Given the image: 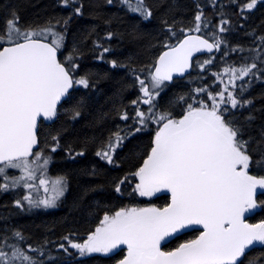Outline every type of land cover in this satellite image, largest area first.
I'll return each instance as SVG.
<instances>
[{
  "label": "snow or ice",
  "instance_id": "snow-or-ice-1",
  "mask_svg": "<svg viewBox=\"0 0 264 264\" xmlns=\"http://www.w3.org/2000/svg\"><path fill=\"white\" fill-rule=\"evenodd\" d=\"M118 3L143 21L154 18L148 0ZM209 6L215 21L206 15ZM53 8L67 12L25 21L18 6L0 5V194H11V206L0 205L6 209L0 213V264H83L95 254L111 259L117 250L123 254L114 264H264V251L249 256L264 248V219L250 223L247 216L264 209V90L251 94L255 85L264 86V30L248 27L264 0H197L190 21L177 19L170 6L171 19L161 18L160 36L149 46L156 52L146 63L108 59L111 46L93 39L92 48L99 49L94 59L123 69L127 79L109 98L110 108L89 122L97 131L77 147L62 143L66 124L91 109L90 96L77 93L99 91L98 81L110 72L80 74L87 52L80 40L68 44L74 18L84 16V0H54ZM241 30L250 40L233 43ZM95 32L93 25L84 39ZM117 34L106 31L104 38ZM186 78L195 86L170 91ZM129 89L136 95L126 100ZM61 116L65 124L42 139V125ZM58 149L70 160L91 152L112 168L126 159L129 169L110 181L117 200L161 192L169 199L159 206H102L97 200L95 209L87 206L94 227L84 235L70 230L55 241H36L12 219L66 199L68 173L53 177L49 171ZM104 170L93 163L83 171L100 177ZM104 187L89 185L74 207H84V198ZM188 232L195 234L166 247Z\"/></svg>",
  "mask_w": 264,
  "mask_h": 264
},
{
  "label": "trees",
  "instance_id": "trees-1",
  "mask_svg": "<svg viewBox=\"0 0 264 264\" xmlns=\"http://www.w3.org/2000/svg\"><path fill=\"white\" fill-rule=\"evenodd\" d=\"M153 6L154 18L149 21H143L138 16L128 13L123 9L118 0L113 5L109 6L105 4V0H84L85 9L84 16L74 18L70 27V34L68 36V44L71 45L74 39L81 41V47L87 52L86 56L80 61V74L94 73V72H110V78L100 79L97 84V90L80 89L77 95L88 94L90 96L91 109L87 112L83 119L75 123L66 124L67 132L64 134L63 141L70 143L73 147L79 146L86 136L93 135L97 130L89 126V122L99 111H107L110 108L109 98L120 87V81L122 78L127 79L126 73L123 69H111V66L106 62L97 61L94 59V55L99 52V49L92 48L93 39L99 37L101 42L105 46H111L112 53L107 56L108 59L118 58L120 60H127L129 57H133L135 61L140 63H146L151 56L156 52V48L149 47L155 45L156 40L160 36L161 18L168 15L171 19V13L168 11L170 6L174 7L175 15L177 19L183 18L185 21H190L195 11V5L197 0H148ZM202 3H206V0H200ZM16 5L20 9V15L25 20H34L42 18L47 14H51L54 11L56 14H66L67 10L54 9V0H0V5L3 4ZM230 11V10H229ZM206 15L216 20L215 13L211 6L205 9ZM112 17L111 24L106 25L105 19ZM235 19V17H233ZM264 10L255 12L253 17L248 22V27H255L259 31L264 30ZM96 26V32L93 36H87L91 26ZM106 31H114L118 33L113 39L107 40L104 38ZM136 33L141 35L138 37ZM250 40L249 37L243 35V30L233 35V43L247 44ZM205 58L204 56L200 57ZM192 76H196V72L192 73ZM195 84H189L187 78L180 81L178 84L173 85L170 91H186L189 87H194ZM264 90V86L255 85L251 89V94H257ZM136 90L129 89L125 94L126 100L135 98ZM126 102V101H125ZM262 103V101H257ZM66 117L61 116L60 120L55 124H44L41 127L40 136L43 139L49 132H54L59 129L62 124H65ZM142 142L146 143L148 136L145 135L141 138ZM128 149L122 152L121 158L123 159L127 154ZM54 159L49 171L51 176L55 177L59 172H67L70 180V190L66 193V199L57 208L50 209L47 212L39 214H27L24 213L15 215L12 219L13 223L24 226L25 231L32 234L33 239L39 241L45 236L55 241L62 234L74 230L80 235H84L88 230L94 227V217L88 213V205H91L95 209L96 205L94 201H100L101 205H120L139 203L141 205L148 202L156 205H162L165 203L169 196L165 192L157 193L156 196L148 198H137L135 201L125 197L123 200H117L112 193L110 181L114 177L121 176L125 171L129 169V162L125 159L122 166L118 168H112L105 166L103 162L95 158L94 155L89 152L85 157L78 158L77 160H70L67 158L66 153L58 149L52 154ZM93 163L99 164L104 168V173L100 177H91L84 174V169L90 168ZM92 184H104V190H97L90 192L85 198L84 207H74V200L83 192V190ZM264 199V197H261ZM11 195L0 194V205L5 202L10 205ZM6 212V209L0 207V213ZM102 215V212H99ZM250 223H256L260 219H264V209H256L252 213L247 214ZM50 230V231H49ZM193 232H188L184 235H180L176 238L170 239L166 244L167 248L177 246L184 239L194 235ZM264 251V248H257L253 252L249 253V256L256 255L257 252ZM123 253L117 251V255L111 259L102 258L100 254H95L93 257L84 258L83 264H114L115 259L120 258Z\"/></svg>",
  "mask_w": 264,
  "mask_h": 264
},
{
  "label": "rangeland",
  "instance_id": "rangeland-1",
  "mask_svg": "<svg viewBox=\"0 0 264 264\" xmlns=\"http://www.w3.org/2000/svg\"><path fill=\"white\" fill-rule=\"evenodd\" d=\"M51 166V165H50ZM13 170H10V172H12ZM16 174H18V173H16ZM50 209H47V210H44V209H37V210H33V212H31V213H27V214H39V213H42V212H47V211H49ZM20 214H22V215H24V213H20Z\"/></svg>",
  "mask_w": 264,
  "mask_h": 264
},
{
  "label": "flooded vegetation",
  "instance_id": "flooded-vegetation-1",
  "mask_svg": "<svg viewBox=\"0 0 264 264\" xmlns=\"http://www.w3.org/2000/svg\"><path fill=\"white\" fill-rule=\"evenodd\" d=\"M3 195H11V194L5 193V194H3Z\"/></svg>",
  "mask_w": 264,
  "mask_h": 264
},
{
  "label": "water",
  "instance_id": "water-1",
  "mask_svg": "<svg viewBox=\"0 0 264 264\" xmlns=\"http://www.w3.org/2000/svg\"><path fill=\"white\" fill-rule=\"evenodd\" d=\"M46 124H51V123H46ZM195 227H197V228H198L199 226H195Z\"/></svg>",
  "mask_w": 264,
  "mask_h": 264
}]
</instances>
